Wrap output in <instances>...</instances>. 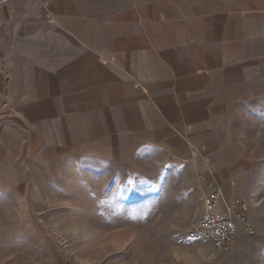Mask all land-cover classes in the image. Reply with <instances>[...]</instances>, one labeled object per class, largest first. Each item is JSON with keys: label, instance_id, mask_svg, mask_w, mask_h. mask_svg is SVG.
<instances>
[{"label": "crops", "instance_id": "0c3cea01", "mask_svg": "<svg viewBox=\"0 0 264 264\" xmlns=\"http://www.w3.org/2000/svg\"><path fill=\"white\" fill-rule=\"evenodd\" d=\"M262 98L264 0H0V109L50 162L156 149L206 173L226 211L215 125Z\"/></svg>", "mask_w": 264, "mask_h": 264}, {"label": "rangeland", "instance_id": "374dc122", "mask_svg": "<svg viewBox=\"0 0 264 264\" xmlns=\"http://www.w3.org/2000/svg\"><path fill=\"white\" fill-rule=\"evenodd\" d=\"M29 129L0 109V264H264V98L215 125L249 204L223 248L192 231L207 193L193 163L156 149L132 164L79 153L50 162Z\"/></svg>", "mask_w": 264, "mask_h": 264}, {"label": "built area", "instance_id": "2783aa9c", "mask_svg": "<svg viewBox=\"0 0 264 264\" xmlns=\"http://www.w3.org/2000/svg\"><path fill=\"white\" fill-rule=\"evenodd\" d=\"M218 197V187H214L205 195L204 210L193 223L192 231L201 233L211 239L217 247L223 248L236 235L237 222L240 223L244 219L249 204L246 200L236 197L227 205L226 211H222L218 205Z\"/></svg>", "mask_w": 264, "mask_h": 264}]
</instances>
